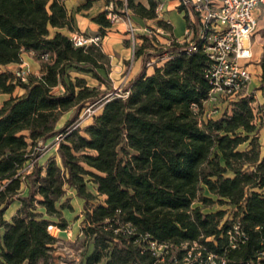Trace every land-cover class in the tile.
Instances as JSON below:
<instances>
[{"label":"trees","instance_id":"16d2710c","mask_svg":"<svg viewBox=\"0 0 264 264\" xmlns=\"http://www.w3.org/2000/svg\"><path fill=\"white\" fill-rule=\"evenodd\" d=\"M143 1L107 6L113 14L129 10L139 27L157 18L159 2ZM178 11L189 27L185 6ZM109 12L93 18L102 39L114 23ZM157 25L171 31L164 21ZM73 26L65 0H0V94L10 95L0 102V264H53L58 238L48 226L66 228L34 210L41 206L47 216H60L67 187L85 201L79 264H264V146L257 143L264 102L255 106L248 94L219 117L206 116L209 60L175 38L144 59L166 56L161 66L117 95L110 57L101 45L75 47L60 31L74 32ZM26 52L40 62L42 74L22 82L7 67L20 65ZM259 65L257 90L264 99V34ZM17 87L22 92L13 95ZM88 108L97 112L83 134L78 127L68 130ZM61 134V165L50 160L29 169L40 143ZM246 142L250 149L240 150ZM96 198L101 201L89 205ZM17 201L19 215L6 222ZM215 202L227 208L204 210ZM152 244L164 246L162 256Z\"/></svg>","mask_w":264,"mask_h":264},{"label":"built area","instance_id":"2783aa9c","mask_svg":"<svg viewBox=\"0 0 264 264\" xmlns=\"http://www.w3.org/2000/svg\"><path fill=\"white\" fill-rule=\"evenodd\" d=\"M179 3L185 6L189 16L187 40L180 43L188 44V52L202 50L209 60L205 74L210 80L211 90L206 103L216 105L220 101H233L237 97L248 95L246 88L251 81V72L247 63L252 58L250 43L257 28L255 11L264 4V0H179ZM162 9L163 5H159L156 12L159 14ZM111 10L112 8L109 10L108 18L115 21L116 14ZM124 14L127 32L135 44L140 28L132 20L129 10H124ZM145 31L148 32L147 28ZM159 32L164 33L162 29ZM70 39L75 47L98 46L102 42V37L99 35L87 37L78 33H72ZM166 60V57L161 60H151L147 63L148 69L161 66ZM129 72L130 68L127 77ZM14 73L22 82H27L30 75L29 70L23 65ZM84 112L91 115L95 110L88 108ZM207 113L206 109V116H212L216 113V109H211ZM54 139L60 144L64 136L61 134ZM35 162L36 159L27 167L32 168ZM48 231L55 238H58L59 233L62 232L53 224L48 226ZM152 248L157 256H162L165 249L164 246L157 244H152ZM208 259L212 262L213 257L209 256ZM188 263L189 260L186 259L185 264Z\"/></svg>","mask_w":264,"mask_h":264},{"label":"rangeland","instance_id":"374dc122","mask_svg":"<svg viewBox=\"0 0 264 264\" xmlns=\"http://www.w3.org/2000/svg\"><path fill=\"white\" fill-rule=\"evenodd\" d=\"M138 1V0H137ZM79 0H71V3L76 5ZM113 9V7H109L110 9ZM118 13L116 14V19L113 21L114 23L117 22H126L125 19V14H123V10L118 9ZM255 18L257 20V28L255 32L253 33L251 37V52H252V58L250 61L247 63L248 64V69L251 72V81L248 84V88H246V93L247 94H254L256 103L255 106H259V95L256 93V84H257V77L258 74L257 72L260 70V65L259 61L262 55V49H263V34H264V4L260 5L259 8L255 11ZM127 26V24H126ZM128 27H126L127 29ZM140 30L137 32L138 35L136 37L135 44H133V41L130 39V36L126 30V33L129 36V39L125 41L126 44L130 47V58L131 61H127L129 65L128 68L126 69V72L123 73L122 77L125 82H123L121 85L115 84V92L121 93V91L125 88L126 84L128 83V77H127V71L129 70V66L134 63V61L140 56L142 57L141 59L143 60V65L145 69H148L147 63L151 60H157L156 56L153 58L148 59L146 63H144V59L147 58V54L150 53H157L161 50V44L166 41V36L165 33H160L159 30L161 29L157 23L155 22H150L149 25L147 26H142L140 27ZM147 28L148 32L145 31ZM73 33H78L87 37H92L95 35H88L86 32H82L80 30H76ZM146 34L148 35V41L146 42L144 40V37L141 36V34ZM181 41L187 40V36L184 34L182 37L178 38ZM146 45H144V43ZM140 47H143V50L141 51V55H137L138 50ZM166 57V56H164ZM163 57V58H164ZM40 63V62H39ZM29 64L30 67V72H35L37 71V68L35 65L33 66L32 64ZM156 65V64H155ZM18 69L12 68L9 69L12 72H15ZM31 74V73H30ZM32 75V74H31ZM34 76V75H33ZM91 85V84H90ZM22 91L17 87L15 89L13 95H18ZM57 92V91H56ZM10 95H0V102H2L4 99L9 98ZM231 101H220L216 105H210L207 107L208 113L213 110H217L218 112L216 114H212L216 118L219 117L224 111H227V107L230 104ZM97 112V109L95 110ZM89 115V113L82 112V114L79 116V118L69 127L68 130H73L76 129L77 127L81 129V132L83 131V128L88 126L92 122V114ZM207 113V114H208ZM72 113L68 112L65 113L61 120L59 121L58 126L61 127L67 119L70 118ZM83 134V132H82ZM263 140H264V135L263 132L260 130L258 131V137H257V143L259 144V148L263 146ZM61 143V142H60ZM59 143L56 142L55 139H52L46 143H40L39 149H38V157L36 158V162L42 166L43 168L48 165L50 160H55L58 165H61L60 161V155H59ZM249 142L244 143L239 147L240 150H249L250 148ZM90 177L86 176V180H89ZM87 189L92 192L93 194H96V191L94 189L93 184L88 181L87 184ZM23 192L26 193L25 187H23ZM208 195V194H207ZM92 202L89 205L97 204L98 202L101 201L100 198H96L94 200H91ZM62 203H64V208H62V213L60 216L56 217H49L45 214V211L41 206H37L36 209L34 210L36 214L40 218H45L48 219L52 222H55L59 224L60 226H65V230H62L61 227V233L58 235V242L53 248V264H79L80 260V250L83 249L84 245V240L81 238V228L83 227V212L85 208V201L78 197L76 195V191L73 188H68L66 189V194L61 200ZM20 208L21 205L17 201L15 202L7 211L5 215V221L6 222H12V220L17 217L20 213ZM227 208V205L221 204L219 202L211 203L209 204V207L205 208L204 210L206 212H218L222 211ZM1 232V230H0Z\"/></svg>","mask_w":264,"mask_h":264},{"label":"crops","instance_id":"0c3cea01","mask_svg":"<svg viewBox=\"0 0 264 264\" xmlns=\"http://www.w3.org/2000/svg\"><path fill=\"white\" fill-rule=\"evenodd\" d=\"M109 1H115V0H93L92 5L89 9H80L78 10V7L83 6L86 3V0H79L76 5L71 3V0H65L66 7L70 14L73 15L74 18V29L80 30L82 32H86L88 35H98L100 32V27L98 24H96L93 21V18L96 17L98 14L104 12L106 9H108L107 3ZM144 2L143 0H139ZM159 2V5H163L162 11L158 14L157 18L155 20H147L143 21L140 26H147L150 22L157 23L158 21H164L171 25V31H164L166 36V41L163 42V44H166L169 39L175 38L179 42H183L179 40V37H182L184 34L186 35V29H187V21L184 18V14L180 13L178 11V7L180 6L179 0H157ZM145 3V2H144ZM126 22H117L113 23V26L106 30L105 36L102 39L101 46L103 52L110 57V73L109 77L112 80L113 87L115 84L121 85L124 81L122 77L123 73L126 72V69L128 68L127 61H131L130 58V47L128 44L125 43L129 39V36L126 33ZM61 32L64 34L70 36L73 32L69 31L68 29H60ZM163 33V34H164ZM144 36L146 34H141V36ZM191 37V36H190ZM138 57L132 65H130V72L128 77V83L126 86L134 81L137 77H139L142 73L146 72L148 75H151L153 73V69H145L143 65V58ZM32 64L33 66L37 68V71L30 72L32 75L40 76L42 74V67L39 61L35 58L34 54L32 52H26L23 54L22 57V63L20 65L18 64H12L7 67V69H12L16 67H20L23 65L27 70L30 71L29 64ZM260 62V61H259ZM260 73L261 69L257 72L258 74V81L255 87H259L260 85ZM30 74V75H31ZM84 78L88 81L89 85L92 86L97 85V82L87 76H84ZM115 88V87H114ZM256 88V90H257ZM57 92L61 91V88L56 89ZM256 93L259 95V104H262L264 102L263 96L261 95V92L259 90L256 91ZM2 95V94H0ZM206 109L208 106H210L209 103L205 104ZM263 132L264 135V128L260 130ZM263 146H264V140H263Z\"/></svg>","mask_w":264,"mask_h":264}]
</instances>
